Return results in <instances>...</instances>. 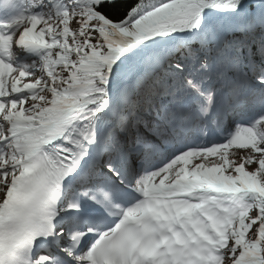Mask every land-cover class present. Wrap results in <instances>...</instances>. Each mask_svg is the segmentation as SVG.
Masks as SVG:
<instances>
[{"label": "snow or ice", "instance_id": "snow-or-ice-1", "mask_svg": "<svg viewBox=\"0 0 264 264\" xmlns=\"http://www.w3.org/2000/svg\"><path fill=\"white\" fill-rule=\"evenodd\" d=\"M0 264H264V0H0Z\"/></svg>", "mask_w": 264, "mask_h": 264}]
</instances>
